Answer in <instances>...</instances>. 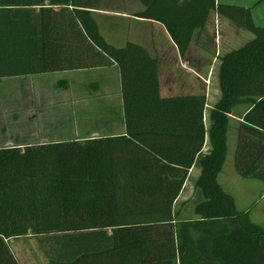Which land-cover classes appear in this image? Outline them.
<instances>
[{
  "label": "trees",
  "instance_id": "trees-1",
  "mask_svg": "<svg viewBox=\"0 0 264 264\" xmlns=\"http://www.w3.org/2000/svg\"><path fill=\"white\" fill-rule=\"evenodd\" d=\"M100 1L0 0V78L116 64L126 125L119 136L0 149V264H21L7 241L29 235L46 264H264V226L219 182L239 105L248 109L235 126L233 166L264 180V27L252 7L141 0L137 16L162 23L181 57L212 11L254 34L218 58L221 98L207 132L206 96L163 97L147 49L117 48L99 31L91 10ZM207 133L199 217L177 220L175 200Z\"/></svg>",
  "mask_w": 264,
  "mask_h": 264
},
{
  "label": "crops",
  "instance_id": "crops-1",
  "mask_svg": "<svg viewBox=\"0 0 264 264\" xmlns=\"http://www.w3.org/2000/svg\"><path fill=\"white\" fill-rule=\"evenodd\" d=\"M216 1L252 7L251 16L255 24L264 27V1ZM144 9L141 0H101L91 11L99 31L111 45L121 48L128 42H134L145 47L156 59L163 97L206 96L204 123L208 132L211 109L221 98L218 58L244 45L245 36L240 40L243 29L212 11L205 26L195 30L186 54L181 57L162 23L137 16ZM257 16L262 21L260 24L257 23ZM247 109L245 105H239L229 114V149L234 134L232 127ZM125 132L121 76L116 64L0 78V149L23 150L54 142L119 136ZM210 148L207 133L203 151L197 156L175 200L174 212L179 202L194 194L201 173L198 160ZM241 211H248L253 220L255 208L248 206ZM33 237L29 235L7 241L19 262L28 255V243ZM11 242L16 243L11 246Z\"/></svg>",
  "mask_w": 264,
  "mask_h": 264
},
{
  "label": "rangeland",
  "instance_id": "rangeland-1",
  "mask_svg": "<svg viewBox=\"0 0 264 264\" xmlns=\"http://www.w3.org/2000/svg\"><path fill=\"white\" fill-rule=\"evenodd\" d=\"M260 17L257 16V23L260 24ZM245 36V44L249 40L254 38V34L243 30V36L240 40H243ZM242 44V45H243ZM241 46V45H240ZM235 124L232 127L234 134L232 142H230V149L228 151L227 160L224 164L223 170L219 176V182L228 193L232 194L236 199L238 208L243 210L248 206L255 208V215H253V222L258 225L264 226V180L245 179L239 176L233 166L234 158V146H235ZM234 140V142H233ZM192 186L190 192H192ZM197 192V193H196ZM192 195L187 196V199L177 204V220H194L199 216L194 212L195 205L203 200L202 192L196 188L193 190ZM196 216V217H195ZM195 217V218H194ZM33 240L28 243V255L21 258V264H43L47 261V257L37 238L33 237ZM16 242H11V246Z\"/></svg>",
  "mask_w": 264,
  "mask_h": 264
}]
</instances>
